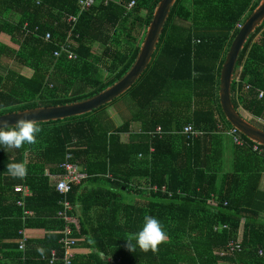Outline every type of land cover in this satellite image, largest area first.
Listing matches in <instances>:
<instances>
[{"label":"trees","instance_id":"obj_1","mask_svg":"<svg viewBox=\"0 0 264 264\" xmlns=\"http://www.w3.org/2000/svg\"><path fill=\"white\" fill-rule=\"evenodd\" d=\"M160 1L100 0L80 15L78 37L71 39L78 58L69 61L53 52L70 33L67 18L78 14V0H0V37L9 36L0 41V116L85 100L118 82L135 63ZM261 1L178 0L151 64L124 95L128 113L122 96L90 114L37 124L36 142L17 148V157L0 149V264H49L53 250L61 255L66 223L57 214L65 199L73 207V237L92 248L74 264H110L107 258L117 264H264V147L239 132L243 145L233 142L219 96L239 25ZM25 23L31 31L39 28L40 37L27 34ZM47 32L50 42L43 40ZM95 45L101 55L94 54ZM260 91L264 23L241 52L231 90L238 112L264 130ZM188 125L196 136L183 134ZM67 154L88 177L64 196L45 172ZM13 162L25 165L23 176L9 174ZM18 187L30 188V195ZM145 215L160 221L167 239L155 252H131L126 241ZM26 229L52 233L27 240L23 261L18 248ZM231 242L240 250L229 252Z\"/></svg>","mask_w":264,"mask_h":264},{"label":"water","instance_id":"obj_2","mask_svg":"<svg viewBox=\"0 0 264 264\" xmlns=\"http://www.w3.org/2000/svg\"><path fill=\"white\" fill-rule=\"evenodd\" d=\"M177 1L178 0H161L159 2L154 11L152 21L147 29L135 63L127 74L118 82L97 95L85 100L65 105L37 107L8 113L0 116V119L7 120L10 124H14L16 120L21 117L34 120L37 124L55 122L90 114L124 96L143 76L151 64L165 24ZM263 23L264 0L259 3L241 26L237 36L231 44L221 70L219 96L222 112L232 127L252 142L264 147V130L238 112L232 102L231 92L232 84L235 79V70L241 52L245 48L249 38Z\"/></svg>","mask_w":264,"mask_h":264},{"label":"built area","instance_id":"obj_3","mask_svg":"<svg viewBox=\"0 0 264 264\" xmlns=\"http://www.w3.org/2000/svg\"><path fill=\"white\" fill-rule=\"evenodd\" d=\"M99 2H100V0H78V5H79L78 14L77 15H69L67 18V23L71 27L70 33H69L67 39L62 44H60V46L56 50H54V52H53V56L56 59L66 58L69 61H73V60L75 61L78 58V56L75 53V51L73 50V48H72L73 46L71 44L72 37L73 36L78 37V35H75L76 25L78 23L80 15L86 11L91 10L93 7L98 5ZM134 4H135V2H131L129 4V8H131ZM239 28H241V25H239ZM23 30L27 34L32 33V34H34L35 37H40L38 34L39 28H35L34 31H31L28 23H25L23 25ZM51 39H52V34L50 32H47L45 34V36L43 37V40L45 42H50ZM247 89H249V87H247ZM262 98H264V91L259 92V99H262ZM156 134L159 135L160 137L163 136V131L160 127L157 129ZM183 134L187 135V137L192 136V135H195V136L197 135V133H195L192 125L186 126L183 130ZM227 135L231 139H233V142L235 144L243 145V143H244L243 139L241 138L240 134L238 133V130H236L235 128L229 129ZM254 150L255 151H261L257 145L254 146ZM140 157H141V155H140ZM71 159H72V155L67 154L65 162L58 165V170H60L61 173L51 176V179L55 182L56 190L64 196H67V194L72 190V187L74 184H80L83 180H85L88 177V175L86 173L82 172L80 170L79 166L76 165L75 163H73L71 161ZM152 189L154 191H158V188L156 186H154ZM16 191L17 192H23L24 195H30V188H28V187H24V188L18 187V188H16ZM148 191H150V189ZM162 191L167 192V188L163 187ZM212 200H214V197L212 198ZM18 204L20 206H23L22 201H20ZM60 204L63 205L64 209L59 211L57 216L66 223L65 228L61 231L62 238L59 241V243L61 245V249H62V254L58 255L57 251L53 250L50 253V255L46 258V260H48L49 264H59V263L60 264H74L78 244L76 242V239L73 237L72 231L70 229V224L72 223V218L69 215V213L72 212L73 207L68 202V200H66V199L61 201ZM25 215H29V212L26 211ZM20 234L22 235V238L19 241V248L18 249L20 252H22L24 254L22 259H23V261H25L26 260L25 251L27 248L28 238L25 235V230L20 231ZM240 248H241L240 245L235 244L234 242H231L227 246V250L229 252H232L234 250H240ZM259 255L264 256V250H260Z\"/></svg>","mask_w":264,"mask_h":264},{"label":"clouds","instance_id":"obj_4","mask_svg":"<svg viewBox=\"0 0 264 264\" xmlns=\"http://www.w3.org/2000/svg\"><path fill=\"white\" fill-rule=\"evenodd\" d=\"M40 131V127L31 119L21 117L14 124L0 119V149L20 148L24 144H33ZM6 167L9 174L14 177L23 176L26 172L22 162L8 163ZM166 239L167 234L160 221L154 216L145 215L142 226L126 241V248L131 252L137 248L144 252L149 250L155 252L158 245Z\"/></svg>","mask_w":264,"mask_h":264},{"label":"crops","instance_id":"obj_5","mask_svg":"<svg viewBox=\"0 0 264 264\" xmlns=\"http://www.w3.org/2000/svg\"><path fill=\"white\" fill-rule=\"evenodd\" d=\"M7 39H9V36L3 35V36L0 37V41H3V42H6ZM95 47H97V51H95ZM93 51H94L95 55L96 54L97 55H101L103 50L100 48L99 45H95L94 48H93ZM20 72L25 73V74L27 73L26 74L27 76H31L32 75V72H29V70L24 69V68L23 69L21 68ZM124 106H126V100H123V105L121 106L122 110L124 109ZM112 110L113 111H109V112H111V114H110L111 117L115 120V123L117 125H120L122 123L123 119L121 118V116L118 113V111L116 110V108H113ZM6 153L11 159L14 158V157H17L19 155V151H18L17 148H13L10 153L6 149ZM228 157H229V155H228ZM52 168L58 170V166L57 167H55V165L54 166H48L47 169H46L45 175L51 177L52 175L57 174V172L56 173H51L50 172V170ZM261 189L264 190V175H263L262 181H261ZM133 201H134V199L133 200L131 199V202H133ZM48 232L52 233L51 231H47L46 229H35V230H31V231H28V229H26L25 230V235L28 238V240H30L32 238L33 239H43L45 237V235H47ZM84 243L86 244V242H83L82 244H84ZM82 244L78 245L76 255L77 256H80V255L84 256V255L91 254L92 253V248L89 247L88 245H82ZM107 261L110 264H117L113 259H110V258H107Z\"/></svg>","mask_w":264,"mask_h":264},{"label":"rangeland","instance_id":"obj_6","mask_svg":"<svg viewBox=\"0 0 264 264\" xmlns=\"http://www.w3.org/2000/svg\"><path fill=\"white\" fill-rule=\"evenodd\" d=\"M95 51H97V47H95ZM13 67L16 68L17 71H21V68L16 66L15 64H13ZM126 97H128V95L124 96V98H122L121 102L126 99ZM123 104V103H122ZM126 113H128V108L127 106H124L123 109ZM131 114V113H130ZM129 114V115H130ZM119 123V122H118ZM13 148H7V151L10 153L12 151ZM134 196H131V198L129 199L131 201V199L133 200Z\"/></svg>","mask_w":264,"mask_h":264}]
</instances>
